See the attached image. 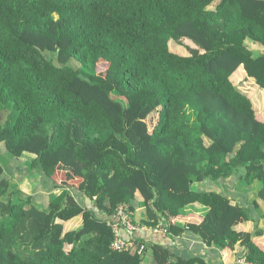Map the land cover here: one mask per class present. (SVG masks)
Returning <instances> with one entry per match:
<instances>
[{"label": "trees", "instance_id": "trees-1", "mask_svg": "<svg viewBox=\"0 0 264 264\" xmlns=\"http://www.w3.org/2000/svg\"><path fill=\"white\" fill-rule=\"evenodd\" d=\"M240 66L264 90V0H0V144L52 192L39 207L0 164V264H145L110 248L137 196L145 226L264 264V229H234L258 207L264 221V121L232 84ZM228 179L258 187L250 207L218 188ZM194 204L199 223L167 221ZM153 250L149 264H204Z\"/></svg>", "mask_w": 264, "mask_h": 264}, {"label": "crops", "instance_id": "crops-1", "mask_svg": "<svg viewBox=\"0 0 264 264\" xmlns=\"http://www.w3.org/2000/svg\"><path fill=\"white\" fill-rule=\"evenodd\" d=\"M252 46V49L260 50L263 53V50L258 46ZM179 55L182 53H178ZM233 76L235 78L238 77V80H245L248 82L247 92L249 93L248 98L251 100L255 112L257 115H262L260 118L264 121V90H261L254 82L253 79H249L244 71L243 67L240 66L231 76V81L233 83ZM244 81V82H245ZM251 83V84H250ZM239 91V90H238ZM241 92V91H239ZM242 93V92H241ZM8 153H5V157L8 158ZM0 164L3 165V162L0 158ZM4 166V165H3ZM20 170V169H18ZM23 172V171H22ZM25 173V172H24ZM23 178V177H22ZM29 184L24 180L22 185H18V190L23 192L25 195H30L32 197L33 202H35L39 207L47 206L50 197L52 196V192L50 191H41V183L40 178L35 176L29 179ZM221 191H224L229 197L233 198L232 205L236 204V202L240 203V205L244 207H250L252 202L255 199V195L258 191V187L253 186L251 190L244 187L243 182L234 183L232 179H228L225 182H220L218 185ZM216 188V189H218ZM11 190H14L10 187ZM26 191V192H25ZM30 193V194H29ZM50 195V197H49ZM82 201V197L80 198ZM135 211L133 212L134 218L136 214H138L139 220L135 223L138 229L135 231L134 236L136 240L140 242H145L146 250L144 253V263L149 264L153 259L154 247L161 246L163 248H168L171 254L178 257H186L193 258L198 257L200 260L204 262V264H243L240 263V260L243 258L244 249L242 247H236L234 250L225 249L218 250L216 248H209L204 243H202L195 235L190 232H184L179 236H166L162 237L160 235L152 234L149 232L147 228H151L149 226H145V214L144 208L142 206V201L139 196L136 197L135 203ZM207 213V209L205 207L200 206L199 204H194L186 207L180 216L175 218H169L167 221L174 222L175 225L179 227H183L188 223H199L201 218L205 216ZM263 210L258 207L253 211V216H255V222H242L235 225L234 229L239 232L240 238L245 239L248 235H250L255 230H263L264 229V221L262 219ZM257 223V224H255ZM82 224V219L80 216L63 223L65 230H75L80 228ZM255 225L257 226L255 228ZM123 235H126L124 231H122ZM254 242L256 245L264 250V235L260 238H255ZM157 245V246H156Z\"/></svg>", "mask_w": 264, "mask_h": 264}, {"label": "rangeland", "instance_id": "rangeland-1", "mask_svg": "<svg viewBox=\"0 0 264 264\" xmlns=\"http://www.w3.org/2000/svg\"><path fill=\"white\" fill-rule=\"evenodd\" d=\"M213 8L214 7H211L210 9H213ZM183 44H184L183 46H187V45L191 46L192 45L188 40H184ZM183 46H179V45H177L176 43H174L172 41L169 43L170 51L175 53V54L182 53L180 55H186L187 52H186V50H185V48ZM254 54L257 56L259 54H262V52L260 50H255ZM232 80H233V83H234V87L237 90L241 91L246 96H249L248 95L249 93L247 92L248 90L246 88L248 86V82H246L244 79L243 80H241V79L238 80V77L235 78L234 76H233ZM3 116H4V113L1 114L2 119H3ZM156 118H157V114L154 113L147 119L149 130H151L153 128V126H154V124L156 122ZM5 153H7L6 149L4 148L3 144L1 143L0 144V158H1V160L3 162V165H4V168H5L4 177L8 179L9 187L14 189V190H11V189L10 190L11 191H16L19 188L18 185L19 186L22 185L23 184L22 182L24 180L26 181V183L29 184V181H30L29 179L35 177V176H30V175L31 174H35V173H29L28 172V170H30V160H29V158L24 156V158H21V159H18V160H15V159L13 160L8 155H7L8 158L5 157ZM18 169H20V170H18ZM22 171H25V173L22 172ZM49 197H50V195H49ZM138 220H139L138 214H136L135 218H134V215H133L134 223H139V222H137Z\"/></svg>", "mask_w": 264, "mask_h": 264}, {"label": "built area", "instance_id": "built-area-1", "mask_svg": "<svg viewBox=\"0 0 264 264\" xmlns=\"http://www.w3.org/2000/svg\"><path fill=\"white\" fill-rule=\"evenodd\" d=\"M133 215V212L129 210L128 206L122 205L118 208L115 218L113 219L114 222L108 223L114 236L110 248L114 252H135L137 255L141 256L145 253L146 246L145 244H140L134 236L138 227L134 224ZM147 229L152 234L162 237L170 235L163 223H158L155 227ZM122 231H124L126 235H123ZM240 263L249 264L246 263L243 258L240 260Z\"/></svg>", "mask_w": 264, "mask_h": 264}]
</instances>
